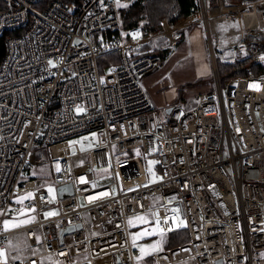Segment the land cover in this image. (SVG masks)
<instances>
[{
    "label": "built area",
    "instance_id": "2783aa9c",
    "mask_svg": "<svg viewBox=\"0 0 264 264\" xmlns=\"http://www.w3.org/2000/svg\"><path fill=\"white\" fill-rule=\"evenodd\" d=\"M2 1L0 37L10 33L0 61L7 264H98L110 255L136 264L129 220L148 214L165 233L188 234L155 252V264H264V0H199L179 21L163 19L160 31L115 43L100 34L119 26L121 7L134 0ZM194 25L205 27L215 87L196 105L162 115L141 81L162 65L161 55L135 50L160 38L172 48ZM110 51L121 61L102 77L98 59ZM218 55L262 68L224 86ZM91 133V148L74 141ZM36 167L48 172L34 175ZM69 184L72 193L60 191ZM51 208L56 214L45 216ZM30 217L3 229L6 219Z\"/></svg>",
    "mask_w": 264,
    "mask_h": 264
},
{
    "label": "rangeland",
    "instance_id": "374dc122",
    "mask_svg": "<svg viewBox=\"0 0 264 264\" xmlns=\"http://www.w3.org/2000/svg\"><path fill=\"white\" fill-rule=\"evenodd\" d=\"M45 1L34 4V9L41 10ZM135 32L139 31H134L133 33ZM184 33L185 37L188 34H193V42L187 44L184 41H181L180 44L173 46L170 54L162 62V65L159 68L141 77V81L147 89L148 94L150 95L153 102L156 103V99H159L161 101L160 103H156V108L162 115H164V111L170 107L181 106L184 108H188L193 106L197 101L198 95L201 92L209 90L215 86L213 62L212 57L209 53L208 42L206 40L205 27L203 25H194L186 29ZM140 35L141 33L139 32V35L134 37H139ZM200 35H202V39H200ZM97 42L98 41L95 40V43ZM180 48H184L185 50L179 51ZM217 61L220 65L221 71L225 72L226 70L227 73L231 72V70L228 68V64L232 63L233 61L228 60L225 56L220 55H218ZM108 67L109 66H107L105 69L100 68V74L102 77L106 70H108ZM145 78H151L152 82L154 80V83L147 86L144 82ZM227 81H223L224 86L226 85ZM74 141L78 142L82 149H88L95 145V143L97 142V137L95 134L93 135L91 133L77 137L76 139H74ZM153 160V158L150 159V161ZM148 168H151V180L157 179L158 173L156 172L154 163L148 165ZM46 172H48V169L46 167H36L32 169V174L34 175ZM47 184L48 187L51 186L54 191L53 183L48 182ZM51 193L53 194V192ZM50 211L55 212L53 208L49 209L47 212ZM144 227H146L145 223H141L136 229H134L132 226V233H134L135 231L140 233ZM149 227H151V225H149ZM181 234L185 236L188 235L187 231H183ZM140 238H142V236H140ZM157 240H161V234L145 241L144 244L152 245ZM168 245V233H163L162 243L158 250H163L167 248ZM16 249L17 247L12 248V250ZM156 251H148V254L145 255V257H150L151 254L153 255ZM139 253L140 252H138V254ZM7 256L8 261H11V257L8 254ZM143 262L144 261H142V263ZM136 264H140V262L137 261Z\"/></svg>",
    "mask_w": 264,
    "mask_h": 264
},
{
    "label": "trees",
    "instance_id": "16d2710c",
    "mask_svg": "<svg viewBox=\"0 0 264 264\" xmlns=\"http://www.w3.org/2000/svg\"><path fill=\"white\" fill-rule=\"evenodd\" d=\"M7 8V5L0 0V16ZM198 8L199 0H134L132 3L121 7V24L103 31L100 36L104 42L115 43L129 41L134 36V31H160L163 27L162 19L165 18L169 23H174L192 12L197 11ZM9 35V32H5L0 37V61L5 53L6 39ZM183 35L179 39L178 44L183 40ZM100 42L101 38L97 42L98 46H101ZM165 44V38H160L142 45L135 51L137 54H159L163 62L172 50L171 47H167ZM120 61L121 57L118 51L106 52L98 59L99 69H105L111 64H119ZM228 65V68L231 70L229 73L226 70L225 72L221 71L220 65L218 64L222 81H227L239 74H245L248 70L259 73L262 68L260 61L254 59L235 60ZM168 234L173 235L170 239V247L176 246L178 243L188 239V235L185 236L181 233L178 237L175 235V232ZM148 261L149 264H155L153 257H149Z\"/></svg>",
    "mask_w": 264,
    "mask_h": 264
},
{
    "label": "snow or ice",
    "instance_id": "6c2138e0",
    "mask_svg": "<svg viewBox=\"0 0 264 264\" xmlns=\"http://www.w3.org/2000/svg\"><path fill=\"white\" fill-rule=\"evenodd\" d=\"M134 36H137L139 35V32H135L133 33ZM50 63H52V61H50ZM113 69H109V71H112ZM250 87H256V88H259V84L258 83H254V84H250L249 85ZM77 111H83V109L81 108H77ZM239 130V129H238ZM94 135V134H93ZM150 165L155 163V161H149L148 162ZM56 170L59 172L60 171V166L59 164H57L56 166ZM149 171L151 172V168H149ZM81 181H84L85 177L81 176L79 178ZM93 183V186H95V182H92ZM49 193L53 192V189L51 188V186H49ZM64 190H68V189H64ZM28 195H32L31 193H29ZM89 199H92V197H89ZM30 211H34V206L32 209H29ZM56 213L55 212H46L45 213V216H51V215H55ZM35 219V217H30L28 220H4L3 221V229L4 230H8L10 228H15V227H18L20 224H23V223H28L30 222L31 220ZM167 219V218H165ZM133 222H138V223H148V218L145 217V216H140V217H135V218H131L129 220V224H132ZM174 227H179L180 224H177L175 223V219L173 221V225ZM167 229H163V228H160V221L159 219L156 220V224L155 226L152 228V231L149 232L147 229L143 230L142 232L140 233H133L132 234V240H133V244H135L136 240L141 236V235H144V236H148V235H151L153 232H159L161 234V240H157L155 241L152 245H140L138 246L139 247V252H140V255H138L136 257V260L137 261H140L142 260V258L148 254V251H156L159 249L161 243H162V239H163V233L166 231ZM39 239V238H37ZM9 244H11V241H9ZM16 247L18 248L19 247V244L16 245ZM14 260L16 259H21L20 256H15L13 257ZM7 261H8V256H7V249L4 248V247H0V264H7ZM32 264H35V262L33 261Z\"/></svg>",
    "mask_w": 264,
    "mask_h": 264
},
{
    "label": "crops",
    "instance_id": "0c3cea01",
    "mask_svg": "<svg viewBox=\"0 0 264 264\" xmlns=\"http://www.w3.org/2000/svg\"><path fill=\"white\" fill-rule=\"evenodd\" d=\"M184 35H183V40L182 41H184L185 43H192L193 42V39H194V37H193V34H188V35H186V37H185V33H183ZM205 35H206V33H205ZM200 37V39H202L203 37H202V35H200L199 36ZM206 40H207V35H206ZM181 43V42H180ZM201 45H202V43H201ZM190 47V46H189ZM181 50H185L184 48H180L179 49V51H181ZM179 51H177V52H179ZM209 53H210V56H211V52H210V49H209ZM144 82L146 83V85L147 86H149L150 84H152V83H154V80H153V82H152V79L151 78H149V79H144ZM215 87V86H214ZM213 87V88H214ZM213 88H211V89H213ZM211 89H209V90H211ZM206 91H208V90H206ZM161 101L159 100V99H156V103H160ZM197 102V101H196ZM196 102H195V104L194 105H196ZM156 103L154 102V104H155V107H156ZM193 105V106H194ZM192 107V106H191ZM167 112V109L164 111V115H165V113ZM140 216H145V217H147L148 218V223H145V226L146 227H144L142 230H141V232L143 231V230H145V229H147L149 232H151L152 231V228L155 226V222H154V219H153V217H152V215H139V216H135V217H140ZM135 217H132V218H135ZM141 223H138V222H133L132 224H130V226H131V229H132V226H133V228L134 229H136L139 225H140ZM149 225H151V227H149ZM133 232V231H132ZM134 233H138L137 231H135ZM165 233V232H164ZM181 233V232H180ZM179 232H175V235H177V237L179 236V234H180ZM133 234V233H132ZM160 233L159 232H153L151 235H148V236H144V235H141L142 236V238H138L137 240H136V242H135V246L139 249V247L138 246H140V245H146V244H144L145 243V241H147V240H149V239H152V238H154V237H156L157 235H159ZM173 235H171V234H168V241H169V243H170V239H171V237H172ZM179 244V243H178ZM168 247H170L169 245H168ZM167 247V248H168ZM172 247V246H171ZM159 251V250H158ZM157 252V251H156ZM155 253V252H154ZM138 255H140V253L138 254ZM150 257H153V255L151 254V256ZM149 258V257H148ZM148 258L147 257H143L142 258V260H140L139 262H140V264H149V261H148ZM142 261H144L143 263H142ZM98 264H123L122 262L120 263V262H118V257H117V255H110V256H106V257H104V258H102V259H100L99 261H98ZM187 264H191V263H187Z\"/></svg>",
    "mask_w": 264,
    "mask_h": 264
},
{
    "label": "water",
    "instance_id": "95a60500",
    "mask_svg": "<svg viewBox=\"0 0 264 264\" xmlns=\"http://www.w3.org/2000/svg\"><path fill=\"white\" fill-rule=\"evenodd\" d=\"M171 108H172V107L168 108V109H167V112H170ZM59 189H60V191H61V192H62V191H64V189H68V190H69V192H71V193H72V191H73V189H72V185H71V184H69V185H64V186H61V187H59ZM117 257H118V262H120V263H121L120 256H119V255H117ZM217 263H218V264H222V260H221V259H219V260L217 261Z\"/></svg>",
    "mask_w": 264,
    "mask_h": 264
}]
</instances>
